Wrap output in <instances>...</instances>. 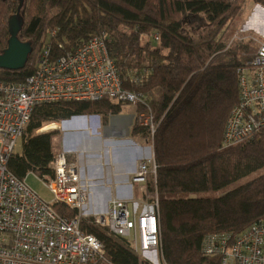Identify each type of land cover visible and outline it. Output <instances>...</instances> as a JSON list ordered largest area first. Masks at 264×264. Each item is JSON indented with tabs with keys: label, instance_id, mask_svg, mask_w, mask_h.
Segmentation results:
<instances>
[{
	"label": "trees",
	"instance_id": "trees-1",
	"mask_svg": "<svg viewBox=\"0 0 264 264\" xmlns=\"http://www.w3.org/2000/svg\"><path fill=\"white\" fill-rule=\"evenodd\" d=\"M245 1L27 0L21 38L31 44L32 54L23 70H0V81L24 82L46 29L56 30L55 55L104 34L124 87L147 99V107L135 106L137 116L148 114L155 124L152 138L139 119L132 133L151 140L156 170L147 176L146 189L157 198L162 264H218L202 253L204 237H235L264 217V129L243 144H223L239 98L237 71L254 52L249 42L228 45ZM250 1L264 8V0ZM5 15L0 9V54L8 41ZM129 75H143V80L132 85ZM122 106L108 100L36 106L21 153L10 156L8 170L20 180L28 174L40 182L51 179L52 138L58 131H38L75 116L115 115ZM53 209L68 219L77 217L61 204ZM91 220L80 219V229L102 244L111 264H146L126 240Z\"/></svg>",
	"mask_w": 264,
	"mask_h": 264
},
{
	"label": "built area",
	"instance_id": "built-area-1",
	"mask_svg": "<svg viewBox=\"0 0 264 264\" xmlns=\"http://www.w3.org/2000/svg\"><path fill=\"white\" fill-rule=\"evenodd\" d=\"M245 31H236L228 44L250 40L256 49L247 65L237 71L239 98L224 129V146L243 144L264 129V34L255 38ZM55 36L56 30L45 34L46 39L32 60V74L24 82L0 81V264H111L102 244L80 229L81 217L90 212L95 224L109 235L129 244L136 241L142 262L162 264L156 195L144 204L114 199L107 212L99 214L89 210V187L69 152H53V177L42 182L51 195L50 202L40 198L25 180L18 179L7 168V161L15 153L38 105L108 100L147 107L143 94L124 87V78L108 55L104 34L63 55L53 53ZM151 40L157 43L158 37L154 35ZM128 78L130 84L138 85L143 75ZM92 117L75 116L61 121L60 126ZM138 119L152 138V117L145 114ZM154 173V160H143L131 177V188H143L147 176ZM55 203L77 211V217L59 215L53 209ZM201 248L204 255L214 257L218 264H264V217L235 237L207 235Z\"/></svg>",
	"mask_w": 264,
	"mask_h": 264
},
{
	"label": "crops",
	"instance_id": "crops-1",
	"mask_svg": "<svg viewBox=\"0 0 264 264\" xmlns=\"http://www.w3.org/2000/svg\"><path fill=\"white\" fill-rule=\"evenodd\" d=\"M255 17L259 20L262 17L263 20L264 15L256 11ZM261 24L264 26V22ZM252 26L254 23L250 22L248 27L252 28ZM257 33L264 34V27ZM91 116L93 117L87 121H75L65 123L62 127L58 126L56 129L61 130L60 140L59 144H54L57 140L54 138L56 135L52 138L53 151L69 152L81 169L85 181L100 179L101 182H105L106 185L103 184V187L101 183L100 187L102 207L94 208V213L107 212L110 202L114 199L129 204L147 203L146 201L153 196L151 197L147 191L146 185L143 188L133 189L130 186V178L136 172L138 162L143 158L153 157L151 145H145L149 144L143 137L146 135L132 133L134 123L139 118L136 107L126 104L118 114ZM28 177L34 176L28 174L25 181ZM137 189L139 190L136 191ZM90 203L92 204L91 198Z\"/></svg>",
	"mask_w": 264,
	"mask_h": 264
},
{
	"label": "rangeland",
	"instance_id": "rangeland-1",
	"mask_svg": "<svg viewBox=\"0 0 264 264\" xmlns=\"http://www.w3.org/2000/svg\"><path fill=\"white\" fill-rule=\"evenodd\" d=\"M258 5H255L253 3H251L250 0H246L244 3H243V6H242V10H241V21L235 26H234V29H235V32L238 31L239 29H243V30H247L245 31L246 33H249V35L251 36H254L255 38H260L259 36H261V34L259 35V33H257V31L261 30L263 24H261L262 22H264V18L263 20L262 17L261 19H257V17H255V13L256 11H258V13L260 14H263L264 15V11H260V8L261 9H264L263 7H260ZM4 20V23H6V15L4 16V18L2 19ZM262 21V22H261ZM250 22H253L254 23V26H252V28H249L248 25H250ZM257 22V23H256ZM246 27V28H245ZM251 29V31H249ZM50 31V29H46L44 30V33L43 35L41 36L40 40L38 41L37 45H36V48H35V52L32 56V60H33V57L35 55L36 52H38L41 48V44H42V41H44L46 38H45V34ZM234 32V33H235ZM255 33V34H254ZM234 36V34L232 35V37ZM231 37V38H232ZM150 39V38H149ZM22 41H24L22 38H21ZM144 41H147V38L143 39V42ZM26 42V41H25ZM240 42V41H238ZM243 42H246V43H250L251 46L253 47L254 49V52H253V55L255 53V45L250 41V40H244ZM252 55V56H253ZM32 64V62H31ZM141 123V122H140ZM58 126H60V122L59 123H55V124H48V125H45L41 130H39L38 132H49V131H53L56 129V127L58 128ZM51 127H54L52 129H48V128H51ZM45 128V129H44ZM57 130V129H56ZM58 131V135H56L54 138H56L57 140L54 142V144H59V130ZM146 143L148 141L149 144H145V145H151V140L149 137L146 136H143ZM152 147V146H151ZM15 153H21V144H17V147L15 148ZM153 153V152H152ZM146 159H153V157H149V158H143L141 159L138 164H137V168L139 166V164L143 161V160H146ZM137 170V169H136ZM132 177V176H131ZM130 181H131V178H130ZM87 182V185L89 187V191H90V198H91V201H92V204L90 203L89 205V210H92L94 211V208H97V209H101V191H100V187H101V183H102V186L104 187L105 182L104 181H100V179L98 180H90V181H86ZM96 182V183H95ZM26 183L27 185L40 197L42 198L44 201L46 202H50L51 201V195L49 194V192L47 191V189L44 187V185L42 184V182H40L39 180H37L36 178L34 177H28L27 180H26ZM104 184V185H103ZM114 185V184H113ZM135 187H138V186H135ZM92 188V189H91ZM116 189H118L116 187ZM120 189V188H119ZM93 190V191H92ZM139 189H137L136 191H138ZM93 194V195H91ZM151 197L152 196H155V194H151ZM90 202V200H89ZM95 212V211H94ZM104 213V212H103ZM93 213L90 212V215H85L86 218H90L93 220V218L91 217ZM85 217H81L82 218H85ZM79 225H80V221H79ZM93 225L100 228V229H103L105 230L103 227L95 224L94 220H93ZM106 231V230H105ZM107 233V232H106ZM108 234V233H107ZM130 247L137 253V242L134 241L133 243L129 244ZM138 255V254H137Z\"/></svg>",
	"mask_w": 264,
	"mask_h": 264
},
{
	"label": "water",
	"instance_id": "water-1",
	"mask_svg": "<svg viewBox=\"0 0 264 264\" xmlns=\"http://www.w3.org/2000/svg\"><path fill=\"white\" fill-rule=\"evenodd\" d=\"M23 23L22 19L16 17L8 21V41L7 47L0 54V70L21 71L32 54L31 44L21 40Z\"/></svg>",
	"mask_w": 264,
	"mask_h": 264
},
{
	"label": "flooded vegetation",
	"instance_id": "flooded-vegetation-1",
	"mask_svg": "<svg viewBox=\"0 0 264 264\" xmlns=\"http://www.w3.org/2000/svg\"><path fill=\"white\" fill-rule=\"evenodd\" d=\"M27 0H0L1 13L5 12L7 14L6 18V30L8 33V21L11 17H16L18 20H23L25 18ZM24 27V23H23ZM23 29V28H22Z\"/></svg>",
	"mask_w": 264,
	"mask_h": 264
},
{
	"label": "bare ground",
	"instance_id": "bare-ground-1",
	"mask_svg": "<svg viewBox=\"0 0 264 264\" xmlns=\"http://www.w3.org/2000/svg\"><path fill=\"white\" fill-rule=\"evenodd\" d=\"M238 75V74H237ZM62 127V126H61ZM52 128H54V127H51V128H48V129H52ZM57 128V127H56ZM45 129V128H44ZM156 170V169H155ZM96 183V182H95ZM143 204V203H142ZM86 218V217H85ZM92 221V220H91ZM92 223H93V221H92ZM159 223V222H158ZM105 255V254H104Z\"/></svg>",
	"mask_w": 264,
	"mask_h": 264
}]
</instances>
